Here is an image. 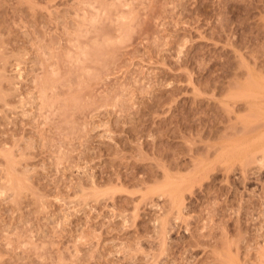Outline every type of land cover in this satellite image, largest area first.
I'll return each instance as SVG.
<instances>
[{
  "label": "rangeland",
  "instance_id": "obj_1",
  "mask_svg": "<svg viewBox=\"0 0 264 264\" xmlns=\"http://www.w3.org/2000/svg\"><path fill=\"white\" fill-rule=\"evenodd\" d=\"M262 86L264 0H0V264H264Z\"/></svg>",
  "mask_w": 264,
  "mask_h": 264
},
{
  "label": "bare ground",
  "instance_id": "obj_2",
  "mask_svg": "<svg viewBox=\"0 0 264 264\" xmlns=\"http://www.w3.org/2000/svg\"><path fill=\"white\" fill-rule=\"evenodd\" d=\"M21 72V71H20ZM259 88V87H258ZM262 88H264V86H262ZM248 97L247 98H249V97H252V95L251 96H249V95H247ZM252 100V99H251ZM248 101V100H247ZM248 104H251V105H253V109H257V108H259V103H256V102H251V101H248L247 102ZM249 109H251L252 110V108H249ZM254 113H252V115H253ZM249 116H250V114H248ZM253 117V116H252ZM261 123V122H260ZM249 129H251V128H249ZM247 132H248V130H246ZM253 131V130H252ZM238 140V139H237ZM217 148V147H216ZM261 151H263L262 152V156L261 157H257L256 158V160H258V162H260V161H263V159H264V148L261 150ZM219 156H221V154L219 155ZM252 156V155H251ZM254 156V155H253ZM256 162V161H255ZM261 163V162H260ZM259 163V164H260ZM263 163V162H262ZM201 165V164H200ZM200 165H198V166H200ZM3 191V190H2ZM182 201V200H181ZM68 206V205H67ZM71 207V206H70ZM69 209V208H68ZM73 209V208H72ZM71 209V210H72ZM75 209V208H74ZM76 210V209H75ZM79 211V210H78ZM183 212V211H182ZM180 214V213H179ZM181 216V215H180ZM178 217V216H177ZM179 218V217H178ZM158 220V223H159V226H160V223H161V219H157ZM158 229H159V227H158Z\"/></svg>",
  "mask_w": 264,
  "mask_h": 264
}]
</instances>
